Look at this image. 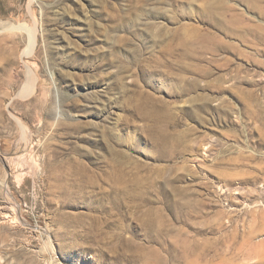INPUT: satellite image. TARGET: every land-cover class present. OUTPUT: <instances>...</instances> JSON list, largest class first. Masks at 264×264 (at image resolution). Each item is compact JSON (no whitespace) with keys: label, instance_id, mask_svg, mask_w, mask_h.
I'll list each match as a JSON object with an SVG mask.
<instances>
[{"label":"rangeland","instance_id":"rangeland-1","mask_svg":"<svg viewBox=\"0 0 264 264\" xmlns=\"http://www.w3.org/2000/svg\"><path fill=\"white\" fill-rule=\"evenodd\" d=\"M0 212L1 264H264V0H0Z\"/></svg>","mask_w":264,"mask_h":264},{"label":"bare ground","instance_id":"bare-ground-1","mask_svg":"<svg viewBox=\"0 0 264 264\" xmlns=\"http://www.w3.org/2000/svg\"><path fill=\"white\" fill-rule=\"evenodd\" d=\"M14 27H15V25H14ZM14 27H12V28H14ZM15 28H17V27H15ZM32 43V42H31ZM29 73L31 74V75H33V71H29ZM80 184H78V186H79V188L78 189H86L87 188V186L85 185V184H83V182H79ZM57 185H59V184H57ZM61 185V184H60ZM65 185V184H64ZM66 186V185H65ZM71 187H73L74 185H70ZM59 187V186H58ZM60 187H62V186H60ZM59 187V188H60ZM64 187V186H63ZM66 188V187H65ZM61 190V189H60ZM68 190V189H67ZM83 193V191L81 192V194ZM8 199L10 200V201H12L13 199L11 198V197H8ZM12 207H13V205H12ZM110 221V220H109ZM109 221H107V224L109 225L110 224V222ZM3 227H12V229L14 228V229H16L15 230V232L17 231V228H19V227H22L21 225H20V222L15 218V215L14 214H12V213H7V212H0V229H3ZM9 230H11V229H9ZM12 232V231H11ZM18 232H20V231H18ZM17 232V233H18ZM13 233V232H12ZM8 234V233H7ZM11 234V233H10ZM9 236V235H8ZM7 236V237H8ZM52 242V241H51ZM51 245V244H50ZM48 247H49V245L47 244V249H46V251L48 250ZM41 252H39V254H40ZM43 253V252H42ZM37 255V254H36ZM3 257V256H2ZM8 263V262H7ZM0 264H1V262H0ZM38 264H40V263H38Z\"/></svg>","mask_w":264,"mask_h":264}]
</instances>
